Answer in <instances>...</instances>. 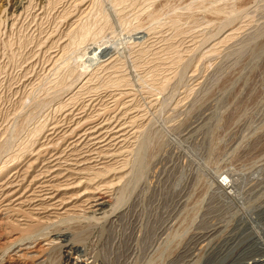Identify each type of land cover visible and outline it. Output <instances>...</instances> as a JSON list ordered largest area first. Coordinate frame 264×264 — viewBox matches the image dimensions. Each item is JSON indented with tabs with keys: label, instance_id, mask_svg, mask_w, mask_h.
Instances as JSON below:
<instances>
[{
	"label": "bare ground",
	"instance_id": "1",
	"mask_svg": "<svg viewBox=\"0 0 264 264\" xmlns=\"http://www.w3.org/2000/svg\"><path fill=\"white\" fill-rule=\"evenodd\" d=\"M4 2L1 37H10L15 30L25 28L29 43L23 50L20 48V73L13 88L11 86L17 101L13 109L3 112L4 115L0 112L3 115L0 140L5 131L9 133L6 130L9 124L17 125L25 99L30 95L25 91L31 86L34 88L40 73L49 75L58 71L67 51L77 41L84 40L87 19L94 9V0ZM238 28L228 26L207 52L213 53L212 49L234 39ZM166 39H162L163 42ZM114 57L109 55L96 70L78 71L54 99L53 106L40 108L39 122L31 124L32 115L29 117L30 112H27L29 118L26 120L24 116L26 123L20 128L24 138L9 143L12 146L8 149L7 145L4 149L0 144V264H45L48 252L57 249L63 254L62 264H264V228L256 224V221L264 222V196L259 193L262 182L257 178L250 180L241 191L245 195L258 194L254 216L245 212L240 186L230 179L232 176L222 174L216 181L218 203L229 200L235 205V213H241L242 218L234 226L224 225L225 222L217 218L218 221L213 220L205 226L181 230L172 222L174 216L169 214L149 227H142L138 211L122 204L123 190L131 174L129 157L143 128L150 125L152 118L146 113L148 109L146 112L141 109L132 91L126 88L110 84L111 87L103 91L95 90L93 81L99 79V73L110 78L109 83H119V76H112L116 73ZM195 73L189 76L192 84L197 86L204 79ZM149 102L151 106L157 103ZM174 108L179 110V102L174 103ZM176 203L181 206L183 201L177 198ZM65 225L68 229L61 230ZM85 227L89 228L87 237L79 240ZM72 228L81 229L80 232L70 231ZM104 245H110L114 256L100 261L95 253ZM89 260L92 262L88 263Z\"/></svg>",
	"mask_w": 264,
	"mask_h": 264
},
{
	"label": "rangeland",
	"instance_id": "2",
	"mask_svg": "<svg viewBox=\"0 0 264 264\" xmlns=\"http://www.w3.org/2000/svg\"><path fill=\"white\" fill-rule=\"evenodd\" d=\"M4 1L0 0V19L4 18L1 16ZM93 7L84 40L77 41L67 51L66 61L58 71L50 76L41 72L34 88L31 86L25 91L30 94L25 99V104L31 101L27 104L29 108L24 104L20 114L23 117L18 116L17 125L12 122L7 126L11 134L5 131L0 144L4 149L7 145L8 149L20 137L24 138L20 128L26 123L25 117L28 120L32 115L31 124L39 122L38 111L53 106L54 99L78 71L96 70L109 55L116 56V73L112 76H119V83H109L110 78L99 73V79L93 81L95 90L100 92L111 85L126 88L132 91L141 109L145 112L148 109L146 113L152 118L129 157L131 174L123 190L122 204L138 211L142 227H149L169 214L176 218L172 222L181 230H193L218 219L224 225L234 226L242 218L241 213H235V205L229 200L218 203L217 179L222 174L232 176L230 179L240 186L242 193L248 182L257 178L262 182L259 193L264 196V0H94ZM228 26H239L236 39L208 53L210 45ZM19 30L11 33V38L0 35V112L3 115L17 101L12 88L20 73V48L23 50L29 43L25 28ZM194 72L204 79L200 85L190 80L189 75ZM149 101L157 103L151 106ZM177 102L179 110L174 108ZM34 107H38L36 111ZM244 195L240 198L245 212L249 216L255 214L258 194ZM177 198L182 199L183 206L176 203ZM257 223L264 228L263 221ZM79 229L70 231L80 232ZM83 229L79 240L87 237L89 228ZM110 248V245L102 246L96 251V258L100 261L113 258ZM60 251H49L45 264H62Z\"/></svg>",
	"mask_w": 264,
	"mask_h": 264
}]
</instances>
